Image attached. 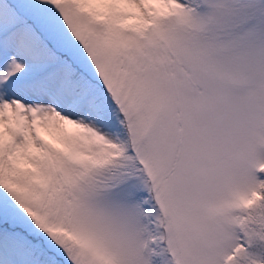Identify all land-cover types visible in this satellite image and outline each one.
<instances>
[{
	"label": "rangeland",
	"instance_id": "obj_1",
	"mask_svg": "<svg viewBox=\"0 0 264 264\" xmlns=\"http://www.w3.org/2000/svg\"><path fill=\"white\" fill-rule=\"evenodd\" d=\"M158 1L0 0V264H264V0Z\"/></svg>",
	"mask_w": 264,
	"mask_h": 264
},
{
	"label": "trees",
	"instance_id": "obj_2",
	"mask_svg": "<svg viewBox=\"0 0 264 264\" xmlns=\"http://www.w3.org/2000/svg\"><path fill=\"white\" fill-rule=\"evenodd\" d=\"M79 3H82V5L85 8L88 9H93V10H98V7L100 4L104 3L105 5V10L104 12L114 18H116L115 21L116 23H121V22H125L129 25H131L133 22H135V17H134V9H132L131 5H132V0H77ZM143 5L144 8L146 9V11L149 13V15H155V14H163L166 11L169 10V7L158 1V0H140ZM103 15V12L101 14ZM19 24L13 28L14 30L19 29ZM143 26L141 27L142 30ZM140 30V31H141ZM7 35L8 33H5ZM19 123V122H18ZM18 125V124H16ZM9 127L4 125L2 122H0V154L1 157H4L3 159L6 161H12L15 159V156H20L21 152L19 150V146L21 145V142H19L20 140L27 142V137L24 136L25 133H27L26 130L22 129V132H19L18 135H13L11 133V130H9ZM21 130V129H20ZM35 132H36V137L39 139H45L47 142H49V144H56V142H58L59 140L50 137L48 131L47 132H43L40 126L35 127ZM25 132V133H24ZM0 157V158H1ZM21 157V156H20ZM264 166V165H262ZM16 209L18 207L15 206ZM24 209L23 205L19 206V210L22 211ZM55 230L59 231L62 233L63 237L68 240L69 242L74 243L75 241H77L76 236H74L71 232L67 231V230H63L60 227H54ZM53 228V229H54Z\"/></svg>",
	"mask_w": 264,
	"mask_h": 264
}]
</instances>
